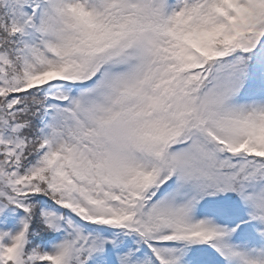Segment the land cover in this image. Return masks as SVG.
<instances>
[{
  "label": "snow or ice",
  "instance_id": "6c2138e0",
  "mask_svg": "<svg viewBox=\"0 0 264 264\" xmlns=\"http://www.w3.org/2000/svg\"><path fill=\"white\" fill-rule=\"evenodd\" d=\"M0 264H264V0H0Z\"/></svg>",
  "mask_w": 264,
  "mask_h": 264
}]
</instances>
